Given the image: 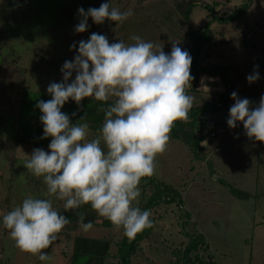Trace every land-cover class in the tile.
I'll list each match as a JSON object with an SVG mask.
<instances>
[{
    "label": "rangeland",
    "instance_id": "1",
    "mask_svg": "<svg viewBox=\"0 0 264 264\" xmlns=\"http://www.w3.org/2000/svg\"><path fill=\"white\" fill-rule=\"evenodd\" d=\"M243 1L0 0V264H68L75 233L72 223L66 225L53 245L44 250L51 259L40 261L38 256L16 248L2 226L3 215L24 199L48 198L43 178L35 177L24 165L35 149L48 152L49 147L33 148L14 141L21 92L47 91L51 83L63 82L64 63L74 61L79 42L87 41L92 33L106 36L109 43L120 40L125 44L135 43L131 37L138 35L163 48L165 54L171 53L174 43L187 51V31L209 20L203 4H210L218 15H227ZM102 3H110L121 12L131 9L133 14L117 24L109 20L96 24L89 17L87 30L77 33L75 29L82 19L78 9L87 13ZM210 27L213 38L201 50V64L228 67L237 98H247L250 107H257L264 96V0H252L244 15L215 20ZM254 71H258L259 79L249 83L247 77ZM200 77V91L189 94L198 106L217 99L221 86L225 87L218 75L203 73ZM74 79L75 72L69 83ZM234 103L231 97L227 105L208 115L203 127L207 142L204 152L194 155L181 140L170 137L167 150L156 157L154 176L177 189L182 208L170 204L157 209L152 233L142 243L143 251L134 257L133 264H174L172 251L183 249L189 235L195 233H201L208 246L200 253L205 262L264 264V143L250 139L241 122L215 138L208 134L210 128L227 127ZM96 135L89 129V140ZM237 135L239 138H234ZM140 190L139 207L152 189L140 183ZM51 199L60 214L73 211H65L64 202ZM87 208L92 209L90 205ZM95 214L97 221L105 219ZM105 234L120 240L122 230Z\"/></svg>",
    "mask_w": 264,
    "mask_h": 264
},
{
    "label": "clouds",
    "instance_id": "2",
    "mask_svg": "<svg viewBox=\"0 0 264 264\" xmlns=\"http://www.w3.org/2000/svg\"><path fill=\"white\" fill-rule=\"evenodd\" d=\"M78 12L82 19L77 33L87 30L89 17L96 24L105 20L117 24L133 14L110 3ZM131 39L135 43H109L106 36L92 33L87 41L81 40L74 61L63 65V82L48 86L52 98L36 105L42 113V138L51 137L50 151L35 149L24 166L43 178L48 198L24 199L3 215L2 226L16 248L40 261L51 259L44 250L69 224L51 198L64 202L65 211L90 205L129 239L153 227L152 213L137 206L140 183L155 174L156 157L167 150L174 124L188 120L194 106L195 98L188 94L192 57L175 43L171 53L165 54L163 48L138 35ZM74 72L75 79L69 83ZM258 79V71L247 77L249 83ZM231 96L235 103L228 126L235 128L241 122L250 139L264 143V96L255 108L247 98L238 99L235 92ZM86 98L112 101L100 109L103 124L91 140L87 114L73 124L61 111L70 99L80 105ZM78 224L85 233L94 227L91 221L84 222L83 214H78Z\"/></svg>",
    "mask_w": 264,
    "mask_h": 264
},
{
    "label": "trees",
    "instance_id": "3",
    "mask_svg": "<svg viewBox=\"0 0 264 264\" xmlns=\"http://www.w3.org/2000/svg\"><path fill=\"white\" fill-rule=\"evenodd\" d=\"M251 2L252 0H244L237 9L227 15L224 13L218 15L210 4H203L209 20L198 29H190L186 33L190 42L187 52L192 57L191 75L193 77V84L188 89V92L196 90L199 75L203 73L218 75L225 85L224 92L218 93L217 99L203 103L201 106H193L189 111L188 120L177 121L171 130L170 137L181 140L194 155L198 156L204 152V146L200 143L206 139L203 127L208 121V115L227 105L234 88L228 67L209 63L202 65L200 62L201 50L206 45H209L213 38V30L210 27V23L215 20L228 21L244 15ZM218 3L215 1V4ZM192 4L189 6L191 7ZM184 13L187 18L189 14L187 8ZM51 98L47 91L25 89L21 92L19 110L15 122L14 141L16 144L28 145L33 148L49 147L51 137L42 138L44 136L43 124L40 119L42 113L36 105L41 100L47 101ZM111 102V100L105 103L95 101L94 98H86L80 105H77L75 101L70 99L61 111L69 116L70 122L73 124L87 114L86 122L89 124V129L97 134L104 120V113L100 109L108 107ZM214 129V127L210 128L209 133ZM141 185L143 187L150 185L152 189L147 201L140 208L142 211L149 210L152 213L150 219L153 227L143 230L134 239L127 238L121 229L122 236L120 240H112L113 238L111 239L105 233L107 231L112 232L115 229L113 225L107 219H102L100 222L97 221L95 212L92 209H88L87 205H82L80 208L73 209L72 212L65 214L69 223H72V230L75 231L68 264H132L134 257L143 251L142 243L152 233L155 222L153 214L157 209L163 205L170 204H175L179 209L182 208L183 200L177 189L154 175L142 179ZM230 190L235 193L232 188ZM78 214L84 215L85 223L91 221L94 225L93 229L87 233L83 232L78 224ZM185 215L187 216V213ZM98 227L105 228L104 230L107 231L98 230ZM113 246L115 249H113ZM207 247L205 238L201 233L189 235L183 249L178 248L172 251L176 257L174 264H214V262L210 261L205 262L200 256L201 250Z\"/></svg>",
    "mask_w": 264,
    "mask_h": 264
},
{
    "label": "crops",
    "instance_id": "4",
    "mask_svg": "<svg viewBox=\"0 0 264 264\" xmlns=\"http://www.w3.org/2000/svg\"><path fill=\"white\" fill-rule=\"evenodd\" d=\"M209 64H211V63H209ZM229 74H230V71H229ZM231 75V74H230ZM203 77V76H202ZM202 77H200V78H198V81H197V83H196V90H194L195 92H199L200 90V88H199V86H198V82H199V79H201ZM201 81V80H200ZM222 82V81H221ZM223 83V82H222ZM234 85V84H233ZM224 90H225V87H222L221 86V88H220V91L218 92V93H221V92H224ZM191 92L192 91H189L188 92V94H191ZM233 92H235L236 93V89H235V87L233 88V91H232V93ZM217 93V94H218ZM232 97V96H231ZM241 97V96H240ZM230 101V100H229ZM210 102V101H209ZM194 106H198V105H194ZM225 126H227L226 128L228 129V131H232L233 130V128H230L228 125H225ZM234 138H239V136L237 135V136H235ZM202 146H204L203 148L205 149V147H206V145H207V142H206V139H204L203 141H201V143H200ZM211 168H213L214 170H216V165L215 164H213V163H211ZM222 178H224V176H221ZM220 177V178H221ZM217 180H221L220 182H222V183H224V179H219V177H215ZM225 185H227V186H229V184L226 182V180H225ZM140 253H142V252H140ZM132 264H133V262H132Z\"/></svg>",
    "mask_w": 264,
    "mask_h": 264
},
{
    "label": "built area",
    "instance_id": "5",
    "mask_svg": "<svg viewBox=\"0 0 264 264\" xmlns=\"http://www.w3.org/2000/svg\"><path fill=\"white\" fill-rule=\"evenodd\" d=\"M227 130V128H224V127H218V128H215L214 130H212L210 133H209V137L210 138H215L217 137V134L219 132H225Z\"/></svg>",
    "mask_w": 264,
    "mask_h": 264
}]
</instances>
